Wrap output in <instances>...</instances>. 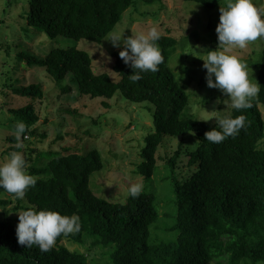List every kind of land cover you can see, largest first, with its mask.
<instances>
[{"label": "trees", "instance_id": "obj_1", "mask_svg": "<svg viewBox=\"0 0 264 264\" xmlns=\"http://www.w3.org/2000/svg\"><path fill=\"white\" fill-rule=\"evenodd\" d=\"M134 0H29L27 22L54 39L57 37L101 43L120 22ZM160 3L162 0H142ZM208 10L218 7L221 0H184ZM163 56L156 72L142 73L133 82L130 65L114 51L113 72L96 74L92 57L76 47L55 48L44 58L22 56L30 65L43 67L55 81L69 77L79 96L112 98L117 92L134 103L149 102L155 106L153 131L145 136L137 172L145 181L156 168V151L166 136L182 137L194 133L197 148L189 153V165L197 167L184 180L174 175L178 151L169 159V185L174 194V224L169 228L172 239L153 240L151 227L156 223L159 202L154 192L141 190L139 196L128 195L124 202L99 198L89 187V177L103 168L97 149L81 154L62 155L56 151L42 152L46 166L29 167L30 174L39 176L13 209H6L11 199L1 200L4 217L0 219V264H248L264 263V119L258 108L264 105V48L257 74L261 86L252 107L231 109L229 116L243 115L244 126L239 133L220 143L204 140V133L216 127L185 113L189 98L168 66L176 49L170 35H159L156 41ZM69 90V87H66ZM17 96L39 97L37 84L14 89ZM105 106L108 104L105 103ZM11 113L27 126L39 117L31 104L11 109ZM44 136V135H42ZM17 142L15 136L9 138ZM19 150L20 148H14ZM45 155V156H44ZM10 198L13 196L7 194ZM14 198V197H13ZM35 206L61 215L79 217V231L61 234L46 252L38 246L24 247L17 243V223L9 216L12 211ZM85 236L91 246L109 249L105 263H91L83 252L60 245L63 238L83 244Z\"/></svg>", "mask_w": 264, "mask_h": 264}, {"label": "rangeland", "instance_id": "obj_2", "mask_svg": "<svg viewBox=\"0 0 264 264\" xmlns=\"http://www.w3.org/2000/svg\"><path fill=\"white\" fill-rule=\"evenodd\" d=\"M226 2L221 0L218 7L208 10L198 3L184 0H162L153 4L134 0L115 28L97 44L66 37L50 39L27 22L29 0H0V161L12 151L21 152L26 161V171L30 174L29 167L46 166L48 160L39 157L42 152L84 154L97 149L103 168L89 177L93 194L108 201L124 202L128 197V187L134 183L141 184L142 190L154 192L159 202V216L151 227V238L172 239L174 235L169 228L174 224L176 207L169 185L168 161L178 151L174 175L178 180H184L197 167L196 164H188L189 153L199 144L197 136L194 133L182 137L166 136L155 154L154 175L145 181L137 172V166L141 162L144 138L153 131L155 106L149 102H131L119 92L110 99L79 96L69 77L55 81L43 67L30 65L21 57L30 54L44 58L52 49L76 47L90 54L96 74L108 73L112 80L117 81L119 76L113 72L111 54L122 45L114 47L107 39L120 33H123L122 37L146 34L155 27L159 35H170L177 42L168 66L188 95L185 113L201 121L208 118L204 110H216L220 111L218 115L229 116L231 104L220 90L207 86L206 69L202 67L201 60L207 50H215L218 46L215 27L219 22V8ZM252 3L264 19V0H252ZM263 48L264 38H258L228 54L237 56L248 65L251 69L249 78L258 83ZM31 84L40 86L41 96L31 98L14 94V89ZM28 104L33 106L39 119L31 126L26 125L22 139L14 143L9 138L14 136V125L20 120L11 113V109L17 110ZM258 108L264 119V105L259 104ZM204 122L216 126L214 118ZM259 146L264 149V138ZM6 199H11L6 209L11 210L18 204L15 198L0 194V201ZM21 205L27 206L26 201L22 199ZM3 210V205H0V219L4 217ZM20 211L22 209L9 215L16 223ZM92 242L89 236H85L83 244L65 237L59 244L85 253L91 263H105L109 249L91 246Z\"/></svg>", "mask_w": 264, "mask_h": 264}, {"label": "clouds", "instance_id": "obj_3", "mask_svg": "<svg viewBox=\"0 0 264 264\" xmlns=\"http://www.w3.org/2000/svg\"><path fill=\"white\" fill-rule=\"evenodd\" d=\"M219 12V22L215 27L218 46L215 50H207L201 59L202 67L206 69V84L225 94L233 109L250 108L261 86L252 77L249 78L251 69L248 65L228 53L235 48H244L258 38H264V19L252 0H227ZM122 34H113L107 40L114 47L122 45L118 55L133 70L129 78L135 82L142 79V73L158 71L163 56L156 43L159 40L157 29L152 27L146 34L128 37H122ZM204 111L208 118L203 121L214 118L216 122V127L204 133V140L210 143H220L230 136L234 137L244 126L243 115L233 118L218 115L220 111L216 110ZM26 128L23 121H16L13 134L17 141L22 139ZM36 182L37 177L26 171V161L21 152L12 151L0 161V194H11L22 200L26 191L34 187ZM141 190L142 185L134 183L128 187L127 192L135 198ZM79 229V217L75 214L61 215L57 211L37 210L35 206H28L18 213L15 235L18 244L24 247L36 245L46 252L52 248L58 236Z\"/></svg>", "mask_w": 264, "mask_h": 264}]
</instances>
